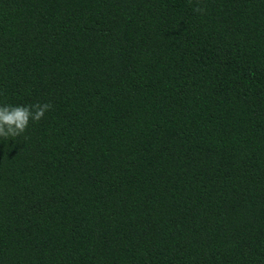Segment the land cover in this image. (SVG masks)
Wrapping results in <instances>:
<instances>
[{
	"label": "trees",
	"instance_id": "16d2710c",
	"mask_svg": "<svg viewBox=\"0 0 264 264\" xmlns=\"http://www.w3.org/2000/svg\"><path fill=\"white\" fill-rule=\"evenodd\" d=\"M37 103L0 264H264V0H0V106Z\"/></svg>",
	"mask_w": 264,
	"mask_h": 264
},
{
	"label": "clouds",
	"instance_id": "9594fccd",
	"mask_svg": "<svg viewBox=\"0 0 264 264\" xmlns=\"http://www.w3.org/2000/svg\"><path fill=\"white\" fill-rule=\"evenodd\" d=\"M194 10L203 11L199 7ZM50 108L51 105L48 103L31 106H0V138L8 140L20 136L25 132L30 120L38 122Z\"/></svg>",
	"mask_w": 264,
	"mask_h": 264
}]
</instances>
